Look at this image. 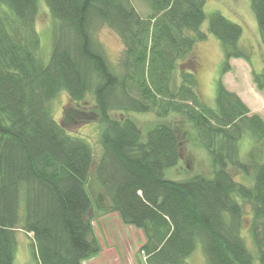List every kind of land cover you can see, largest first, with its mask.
I'll use <instances>...</instances> for the list:
<instances>
[{
    "label": "trees",
    "instance_id": "trees-1",
    "mask_svg": "<svg viewBox=\"0 0 264 264\" xmlns=\"http://www.w3.org/2000/svg\"><path fill=\"white\" fill-rule=\"evenodd\" d=\"M144 1L146 16L134 0H44L52 17L45 60L40 0H0V264H14L18 230L33 235L38 264H85L102 252L94 215L109 213L143 232L144 264H187L198 244L208 264H264V161L239 153L245 136L264 146V119L222 79L215 106L198 92L194 53L208 39V0ZM251 8L264 45V0ZM102 25L123 42L119 68L96 37ZM208 31L223 48L222 77L232 60L250 63L239 24L215 12ZM253 81L264 90V73L253 71ZM61 93L73 108L64 121L52 109ZM149 113L193 126L213 177L166 179L189 132L167 123L144 132L132 114ZM79 120L99 125L100 154L68 131Z\"/></svg>",
    "mask_w": 264,
    "mask_h": 264
},
{
    "label": "rangeland",
    "instance_id": "rangeland-1",
    "mask_svg": "<svg viewBox=\"0 0 264 264\" xmlns=\"http://www.w3.org/2000/svg\"><path fill=\"white\" fill-rule=\"evenodd\" d=\"M139 12L146 16L150 8L144 0H134ZM206 20L201 30L208 35V39L199 42L195 47L197 60L198 92L208 105L215 106L217 82L222 79L225 86L237 93L251 109L253 114H258L264 119V90L257 89L253 81V71L264 73V45L261 42L255 14L251 8V0H208L205 6ZM219 12L229 20L239 24L243 29L240 44L251 55L250 63L237 59L231 62L232 70L222 77L221 67L224 61V52L221 43L209 33V18L211 14ZM36 28L41 39V50L45 60H48L52 50V17L44 0H40V11ZM96 37L102 45L110 63L116 68L120 67L124 45L119 36L107 26H98ZM52 109L58 121H64L72 108L67 93H61L53 102ZM117 117H120L118 114ZM132 118L145 132L149 126L167 123L179 129L181 133L189 132L185 138L183 158L176 167L165 171V178L173 181H185L197 175L213 177L214 166L212 159L200 142L193 126L175 115L169 118L158 119L155 114H132ZM192 127V129H191ZM68 131L77 136L86 138L95 147L96 154L101 153L99 137L100 127L97 123L76 121L68 124ZM185 137V136H184ZM239 153L245 162L264 161V146L258 145L255 140L245 136L239 143ZM251 173L253 172L250 168ZM253 174V173H252ZM238 181L247 185L251 179L244 178L235 173ZM94 228L102 247V252L97 258L85 264H144L145 255L140 252L145 243L141 230L124 225L115 213L94 215ZM246 224L244 237L249 250L257 255L254 242L249 236ZM17 249L14 264H38L33 245V235H27L23 230H18L16 235ZM187 264H208L203 247L198 244L195 252L187 260ZM258 264V262H255Z\"/></svg>",
    "mask_w": 264,
    "mask_h": 264
},
{
    "label": "crops",
    "instance_id": "crops-1",
    "mask_svg": "<svg viewBox=\"0 0 264 264\" xmlns=\"http://www.w3.org/2000/svg\"><path fill=\"white\" fill-rule=\"evenodd\" d=\"M234 60H237V59H234ZM234 60H232V61H234Z\"/></svg>",
    "mask_w": 264,
    "mask_h": 264
}]
</instances>
